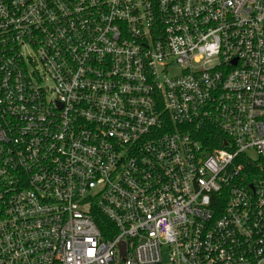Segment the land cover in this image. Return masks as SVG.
Masks as SVG:
<instances>
[{"label":"built area","instance_id":"2783aa9c","mask_svg":"<svg viewBox=\"0 0 264 264\" xmlns=\"http://www.w3.org/2000/svg\"><path fill=\"white\" fill-rule=\"evenodd\" d=\"M0 264H264V0H0Z\"/></svg>","mask_w":264,"mask_h":264}]
</instances>
